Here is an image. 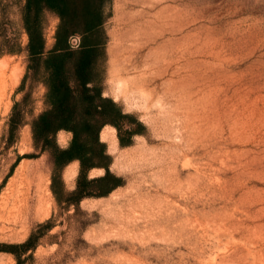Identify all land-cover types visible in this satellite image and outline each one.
I'll return each mask as SVG.
<instances>
[{
	"label": "rangeland",
	"instance_id": "374dc122",
	"mask_svg": "<svg viewBox=\"0 0 264 264\" xmlns=\"http://www.w3.org/2000/svg\"><path fill=\"white\" fill-rule=\"evenodd\" d=\"M24 4L0 0V264L32 233L23 264H264V0H108L100 84L138 132L103 128L122 184L76 201L80 162L54 170L34 143L46 86L25 77Z\"/></svg>",
	"mask_w": 264,
	"mask_h": 264
},
{
	"label": "trees",
	"instance_id": "16d2710c",
	"mask_svg": "<svg viewBox=\"0 0 264 264\" xmlns=\"http://www.w3.org/2000/svg\"><path fill=\"white\" fill-rule=\"evenodd\" d=\"M108 0H25L23 23L28 34L27 73L42 69L46 86L43 110L31 123L35 146L50 151L54 170L64 169L78 160L80 172L73 195L80 200L90 195H106L122 184V178L110 171L111 156L101 139L103 128H117L120 143L128 145L137 130L125 129L123 124L132 116L111 97L105 96L100 84L98 64L104 58L106 36L105 7ZM56 14L59 22L55 42L47 49L44 32L45 13ZM15 122L11 121L13 132ZM61 130L72 133L65 148L57 144ZM30 156L24 155L23 157ZM32 156V155H31ZM23 157H19L13 168ZM95 167L106 172L89 178ZM12 168V169H13ZM96 185L95 191L90 187ZM36 235L32 233L23 243L2 248L12 252L17 264H23L19 250L35 249Z\"/></svg>",
	"mask_w": 264,
	"mask_h": 264
},
{
	"label": "bare ground",
	"instance_id": "6f19581e",
	"mask_svg": "<svg viewBox=\"0 0 264 264\" xmlns=\"http://www.w3.org/2000/svg\"><path fill=\"white\" fill-rule=\"evenodd\" d=\"M102 137H103V138H106V135L102 133ZM70 176H71V175H70Z\"/></svg>",
	"mask_w": 264,
	"mask_h": 264
},
{
	"label": "crops",
	"instance_id": "0c3cea01",
	"mask_svg": "<svg viewBox=\"0 0 264 264\" xmlns=\"http://www.w3.org/2000/svg\"><path fill=\"white\" fill-rule=\"evenodd\" d=\"M61 131H63V132H64V131H65V132H68V131H66V130H61ZM59 133H60V132H59ZM69 133H71V132H69Z\"/></svg>",
	"mask_w": 264,
	"mask_h": 264
}]
</instances>
